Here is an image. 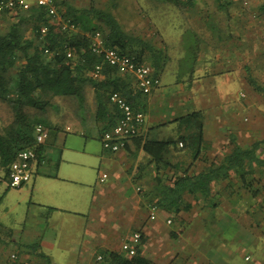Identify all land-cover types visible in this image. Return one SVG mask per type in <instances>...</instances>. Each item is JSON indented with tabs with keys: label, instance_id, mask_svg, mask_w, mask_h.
<instances>
[{
	"label": "crops",
	"instance_id": "crops-1",
	"mask_svg": "<svg viewBox=\"0 0 264 264\" xmlns=\"http://www.w3.org/2000/svg\"><path fill=\"white\" fill-rule=\"evenodd\" d=\"M56 1L59 10L74 11L70 0ZM195 1L187 5L191 7ZM199 4L202 9L207 8ZM212 7L208 9L211 11L201 12L202 16L206 15L201 18L181 12L183 18L175 24L174 34L169 30L167 34L162 32L163 24L159 25L161 32L155 28L159 40L152 45L161 53L158 69L155 70L152 57L145 63L158 77L159 86L149 94L139 93L136 98L137 109L145 114L144 128L123 149L103 152L99 159L104 167L101 170L99 166L94 182L86 180L83 157L62 160L60 150L57 161L51 164L53 139L49 134L44 141V158L30 181L10 187L7 167L6 185L18 190L19 198L6 205L5 211H19L18 224L22 226L20 234L14 228L0 230V264H57L50 247L64 256L62 264H108L105 257L108 252L124 254L121 244L131 237L132 234L127 235L132 229L141 233L138 254L150 264H246L251 257L242 253L248 248L262 254L251 264H264V162L254 165L253 172L244 179L232 170L227 177L213 181L208 198L185 192L178 213L159 208L156 218L151 220L148 213L143 217L141 212L142 201L153 198L151 185L156 175H164L166 183H170L185 169L189 173L204 171L230 153L234 144L231 138L241 147L264 141V96L247 81L248 74L254 75L255 59L264 43L255 35L251 20L237 23V17L229 19ZM165 9L173 8L167 4ZM167 21L163 19L164 23ZM239 24L246 28L241 36L236 32ZM190 32L194 35H187ZM193 37L191 52L187 54L185 46ZM96 89L86 84L83 102L94 116L99 140L107 119H96ZM194 111L202 113L203 141L199 156L192 160L179 141L169 147L165 164L157 166L142 150V143L146 139L176 140L186 132L185 123L177 119ZM258 156L264 159V143ZM63 162L69 165L62 167ZM52 165L54 169L50 168ZM102 174L106 177L101 181ZM250 185L255 187L253 192ZM137 187L143 190L147 187L146 196L137 194ZM241 188L243 193L239 192ZM164 218L171 219L175 225L170 231L158 229ZM74 220L81 222L77 242L70 240V230L66 233L67 223ZM227 220H233L236 225L227 228L218 225ZM27 223L30 227L25 229ZM56 226L49 231V227ZM12 242L23 246L19 251H7ZM65 242L63 249L60 245ZM11 254L16 255V260L9 257ZM73 255L75 262L68 260Z\"/></svg>",
	"mask_w": 264,
	"mask_h": 264
},
{
	"label": "trees",
	"instance_id": "trees-1",
	"mask_svg": "<svg viewBox=\"0 0 264 264\" xmlns=\"http://www.w3.org/2000/svg\"><path fill=\"white\" fill-rule=\"evenodd\" d=\"M69 10L65 16L78 31L60 30L58 24L50 22L45 8L40 6L0 12V100L10 105L14 112L13 123L0 133V165L5 169L17 152L25 148L35 149L38 163L44 158L46 142L35 143L33 135L34 125L43 122L30 118L24 113V107L44 111L51 105V99L59 96L76 97L82 101L85 85L91 84L97 88L96 119H107L99 132V140L103 131L114 125L118 115L117 107L110 105L111 93L118 92L137 109L136 98L141 91L136 88L133 77L120 73L116 67L107 65L101 54L92 52L90 42L95 32L101 33L105 47L135 56L140 62L152 57L154 68L158 69L161 53L150 42L127 33L111 12L91 8L77 15L75 10ZM93 16L98 22L91 21ZM42 26H47L44 34L40 31ZM65 45L72 50L71 57H67ZM98 64L102 66L103 76L99 81L89 75ZM247 81L264 96V85L254 75L248 74ZM177 120L185 123V134L176 140L146 139L141 145L157 166L165 164L169 147L179 141L192 160L199 156L203 141L201 111L191 112ZM231 140L234 144L230 153L204 171L189 173L185 169L170 183H166L164 176L156 175L151 185L152 203L178 213L185 192L194 197L208 198L213 181L227 177L232 170L244 179L253 172L254 165L263 164L264 159L259 158L258 150L264 141L241 147L234 138ZM105 257L108 264H150L138 254V248L135 255L110 251Z\"/></svg>",
	"mask_w": 264,
	"mask_h": 264
},
{
	"label": "rangeland",
	"instance_id": "rangeland-1",
	"mask_svg": "<svg viewBox=\"0 0 264 264\" xmlns=\"http://www.w3.org/2000/svg\"><path fill=\"white\" fill-rule=\"evenodd\" d=\"M72 4L75 6L74 10L77 15H82L81 12L87 11L89 9H100L111 12L116 19L119 21L123 29L136 37H140L145 41L150 42L151 44L155 45L157 43L158 32L156 31V27L160 30V24H163L162 32L174 34L177 30L176 23L181 22L183 16L181 12H184L188 15V17H205L206 15L202 16L201 12H208L215 2V6L212 7L213 11H218L224 17L229 16V19L234 16L237 17L238 21L248 19L251 20L254 24L253 29L255 31V35L259 37L260 41L264 43V11L262 10V6L264 5V0H194L195 5L189 7L188 1L190 0H70ZM192 1V0H191ZM219 1V2H217ZM188 2V3H187ZM203 3L206 9H202L201 4ZM210 3V4H208ZM212 3V4H211ZM220 5L222 6H219ZM227 3L224 7L223 4ZM170 4L173 9H165V5ZM189 7V8H188ZM223 7V8H222ZM167 12L168 15L163 16L160 15L161 13ZM195 12V13H194ZM65 13V12H64ZM187 17V16H186ZM187 17V18H188ZM213 17V14H212ZM214 18V17H213ZM164 20H168L167 22H163ZM228 19V20H229ZM93 23L98 22L97 19L93 16L91 18ZM166 23H169L168 26ZM184 23V22H183ZM191 29L192 26L190 27ZM245 26L238 25L236 32L239 36L245 34ZM190 35H194V34ZM195 36H199V33H195ZM195 38L193 37L192 40L188 42L185 46V51L187 54L191 52L192 43ZM184 45V41L182 43ZM256 66L254 72V78L261 84L264 85V46L263 50L259 57L255 59ZM148 63L146 60L144 61ZM24 113H26L30 118H35L40 120L47 126L49 131L50 137L52 136L53 139V147H52V154H51V164L57 161L58 153L61 150L63 152V158H72L76 159L78 156L84 158V164H86L85 173H86V180H96L98 175V168L101 166V170L103 169V165L100 163L99 157L102 156L104 150L102 148L101 141L98 140V129L95 125V119L93 114L89 113L88 108H86L83 100L80 101L76 97H54L51 99V105L48 106L44 111L24 107ZM14 121V112L10 105L5 103L4 101L0 100V133H3ZM48 135V137H49ZM47 137V138H48ZM81 152L89 153V154H81ZM106 152V151H105ZM78 154V155H76ZM67 162L62 163L63 166H67ZM54 169V166H50V168ZM49 168V166H48ZM155 172V171H154ZM164 173H162L163 175ZM6 169L0 165V230L9 231L10 228H14L17 234H20V228L22 225L19 226L18 219L19 211H5L6 205H10L16 202V199L19 198L18 190L10 189L7 187V177H6ZM164 176V175H163ZM8 183V182H7ZM30 183V182H29ZM28 183V184H29ZM145 187H137L136 193L145 195L149 191V189ZM251 192L255 190V187H251ZM133 189H131L132 191ZM7 198H4V194L8 192ZM239 192L243 193L242 188ZM3 199V200H2ZM153 199H146L142 201L141 212L143 213V217H147V213L149 214V206L152 204ZM257 203L254 200V203ZM148 204V207H147ZM149 219V215H148ZM168 220V219H167ZM166 218L162 219L164 221L163 224H159L158 226L159 231L161 228L163 231L165 230L170 231L169 228L175 227L173 221L171 219L168 223ZM28 221H33L30 219ZM15 224V225H14ZM7 225V227H6ZM68 230L70 235V240L73 242H77L81 236V222L80 221H72L67 223ZM222 227H232L235 226V222L232 220H227L225 223L218 224ZM44 227V224L41 225ZM30 224L27 223L25 225V229L29 228ZM52 228L56 227H49V231H52ZM36 230V228H35ZM137 230H131L129 234L131 235ZM262 234L263 231H262ZM161 234L157 235L158 237ZM19 236V235H17ZM23 239L25 237L21 235ZM15 237V235H14ZM153 237V236H152ZM65 239V235H63V241ZM69 241V238L68 240ZM176 241V240H175ZM67 244L65 242L64 245H60L63 249L64 246ZM21 245H16L15 243H10L7 247V251L14 249L18 250L22 248ZM49 250L54 252L55 260L57 264H62L65 260L64 256L60 255L59 252H55L53 247H50ZM244 250H242L243 252ZM244 255H248L251 257L249 262H245L246 264L254 263L256 258H260L262 256L261 253L258 251L253 252L249 248L246 252L242 253ZM10 257V256H9ZM11 258V257H10ZM71 262L76 261V255L68 258ZM242 263V261H241Z\"/></svg>",
	"mask_w": 264,
	"mask_h": 264
},
{
	"label": "built area",
	"instance_id": "built-area-1",
	"mask_svg": "<svg viewBox=\"0 0 264 264\" xmlns=\"http://www.w3.org/2000/svg\"><path fill=\"white\" fill-rule=\"evenodd\" d=\"M32 6L44 7L47 16L52 24H58L62 31H76L77 28L71 23V20L65 16L56 6V0H0V12L14 9H29ZM41 33H46L47 26H42ZM67 57L72 56V50L65 45ZM90 48L92 52L101 54L103 61L112 67H116L122 74L133 77L137 89L143 94H149L159 86V79L153 73L152 68L145 62H140L135 56H130L119 52L118 49L105 47L100 32H95L91 36ZM102 66L95 65L90 75L93 78L102 77ZM109 100L118 109V115L114 125L103 131L100 138L102 148L107 152H117L123 149L128 140L136 137L144 128L145 114L140 109H135L118 92L111 93ZM48 129L42 123H36L33 128L35 143H43L48 137ZM181 145V144H180ZM37 152L34 148H25L15 155L8 166V180L10 187H20L31 180L35 168L38 164ZM106 174H102V181ZM264 203V196L262 198ZM159 208L155 203L149 206V219L156 218ZM169 223L170 220L168 219ZM141 242V233L135 231L131 237L121 244V251L127 255H135L138 245ZM11 259L16 260V255L11 254Z\"/></svg>",
	"mask_w": 264,
	"mask_h": 264
}]
</instances>
